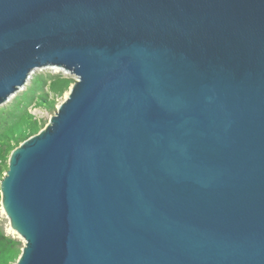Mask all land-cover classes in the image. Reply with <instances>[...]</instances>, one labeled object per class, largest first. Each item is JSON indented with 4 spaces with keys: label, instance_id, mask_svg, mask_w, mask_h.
<instances>
[{
    "label": "water",
    "instance_id": "obj_1",
    "mask_svg": "<svg viewBox=\"0 0 264 264\" xmlns=\"http://www.w3.org/2000/svg\"><path fill=\"white\" fill-rule=\"evenodd\" d=\"M44 68L12 264H264V0H0V105Z\"/></svg>",
    "mask_w": 264,
    "mask_h": 264
},
{
    "label": "trees",
    "instance_id": "obj_2",
    "mask_svg": "<svg viewBox=\"0 0 264 264\" xmlns=\"http://www.w3.org/2000/svg\"><path fill=\"white\" fill-rule=\"evenodd\" d=\"M73 79L61 73L40 74L30 79L24 91L0 107V179L8 168V157L14 147L37 133L48 120L36 117L31 109L56 110L58 99L68 92ZM22 241L5 233L0 226V264H12L19 256Z\"/></svg>",
    "mask_w": 264,
    "mask_h": 264
},
{
    "label": "rangeland",
    "instance_id": "obj_3",
    "mask_svg": "<svg viewBox=\"0 0 264 264\" xmlns=\"http://www.w3.org/2000/svg\"><path fill=\"white\" fill-rule=\"evenodd\" d=\"M56 74V73H61L67 77H70V78H73L75 79L76 76L73 75V74H70L69 72H65L61 69H58V68H44V69H35L31 74H30V78L28 79V82L21 88L19 89L18 91H16L9 99L8 101H6L5 103L1 104L0 107H4L6 105H8L12 99L15 97V96H18L19 94L22 93V91L25 90L27 84L29 83L30 79H32L34 76L36 75H40V74ZM67 93V92H66ZM66 93H64V95L62 96V98L58 99V103H60V101L63 99V97L66 95ZM57 103V105H58ZM56 105V106H57ZM31 112L38 118H43L45 120H48V118L50 117V115L52 113L50 112H47L46 110L42 109V108H39V107H34L31 109ZM0 226L4 229L5 233L8 234V235H11L15 238H17L18 240L22 241V238H20L18 236L17 233H15L11 228H10V225H9V221L8 219L5 217V214L1 208V204H0Z\"/></svg>",
    "mask_w": 264,
    "mask_h": 264
}]
</instances>
